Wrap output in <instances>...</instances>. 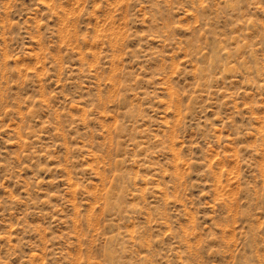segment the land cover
<instances>
[{"label":"rangeland","instance_id":"rangeland-1","mask_svg":"<svg viewBox=\"0 0 264 264\" xmlns=\"http://www.w3.org/2000/svg\"><path fill=\"white\" fill-rule=\"evenodd\" d=\"M0 264H264V0H0Z\"/></svg>","mask_w":264,"mask_h":264}]
</instances>
